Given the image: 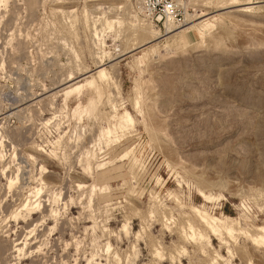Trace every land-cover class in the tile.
I'll return each instance as SVG.
<instances>
[{
  "label": "rangeland",
  "instance_id": "1",
  "mask_svg": "<svg viewBox=\"0 0 264 264\" xmlns=\"http://www.w3.org/2000/svg\"><path fill=\"white\" fill-rule=\"evenodd\" d=\"M173 1L0 0V264H264V0Z\"/></svg>",
  "mask_w": 264,
  "mask_h": 264
},
{
  "label": "built area",
  "instance_id": "2",
  "mask_svg": "<svg viewBox=\"0 0 264 264\" xmlns=\"http://www.w3.org/2000/svg\"><path fill=\"white\" fill-rule=\"evenodd\" d=\"M144 8L154 18H179L178 8L173 0H144Z\"/></svg>",
  "mask_w": 264,
  "mask_h": 264
},
{
  "label": "bare ground",
  "instance_id": "3",
  "mask_svg": "<svg viewBox=\"0 0 264 264\" xmlns=\"http://www.w3.org/2000/svg\"><path fill=\"white\" fill-rule=\"evenodd\" d=\"M198 17H201V15L200 16H198ZM167 25H168V28H169V31H173V30H175L176 28L175 27H173V24H172V19L171 18H167ZM127 117H128V119H129V115H127ZM126 117V118H127ZM130 121V120H129ZM202 220V219H201ZM209 224V223H208ZM227 228V227H226ZM261 228H263V227H261ZM214 229V228H213ZM261 230H263V229H261ZM230 231V230H229Z\"/></svg>",
  "mask_w": 264,
  "mask_h": 264
}]
</instances>
